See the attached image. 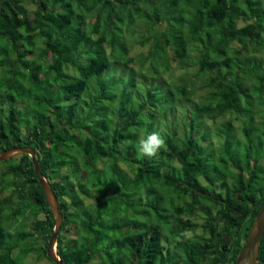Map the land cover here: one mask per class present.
Listing matches in <instances>:
<instances>
[{
    "label": "trees",
    "instance_id": "trees-1",
    "mask_svg": "<svg viewBox=\"0 0 264 264\" xmlns=\"http://www.w3.org/2000/svg\"><path fill=\"white\" fill-rule=\"evenodd\" d=\"M141 18L138 43L148 47L137 64L124 34ZM195 45L197 70L175 86L171 62L191 59ZM198 80L205 96L196 111ZM90 83L96 93L86 101ZM183 97L182 137L171 129L155 157H139L145 120L175 113ZM114 98L109 132L100 109ZM227 113L247 122L249 144L256 115L264 136V0H0V152H38L62 213L56 253L66 264H234L264 205V150L251 143L237 154L232 120L220 123ZM200 114L221 125L216 155L202 145L209 132ZM3 163L10 168L0 173V264H19L17 254L55 264L46 255L54 220L30 157ZM82 198L96 217L88 218ZM196 214L202 224L191 221ZM76 223L90 242H70ZM200 226L205 237L185 239ZM174 245L180 251L172 253ZM259 251L264 261V236Z\"/></svg>",
    "mask_w": 264,
    "mask_h": 264
},
{
    "label": "rangeland",
    "instance_id": "rangeland-1",
    "mask_svg": "<svg viewBox=\"0 0 264 264\" xmlns=\"http://www.w3.org/2000/svg\"><path fill=\"white\" fill-rule=\"evenodd\" d=\"M28 10H31V8L28 7ZM146 26H145V21L141 18L131 29V31H129L127 34H124V38H125V46H126V50H128L129 55L128 56H134L135 61L137 62V64H139L140 60L143 58L142 55L146 54L147 51V47L148 45H140L138 42L140 41V34L142 32H144ZM133 32V33H132ZM190 49L193 51L192 57H190L191 59H187L185 62L179 63L177 61H173L171 62V66H172V72H171V79L173 81V84L175 86L179 85V80L180 77H183V80L185 81H189L191 79V77L195 74L196 70H197V65L194 64L195 60L197 59V55H196V49L197 46H191ZM170 52V56H173L172 51ZM259 56H256V58H258ZM263 56L261 55L260 58H262ZM190 64V65H189ZM162 77H167L170 78V75L167 72H161ZM140 79V78H139ZM138 79V80H139ZM111 80V79H110ZM141 82H143L140 79ZM145 84L143 86H138V92L137 94H140L143 89L148 88L149 87V81H145ZM93 83H90L89 88L86 91V94L84 95L83 98H85V100H89L91 99L95 93H96V87L94 85H92ZM135 94V93H134ZM131 94V95H134ZM188 94V93H187ZM204 92L201 91L200 89V80L196 81V84H194L192 86V97H191V103L190 105H193V107H195L196 111H198V106L199 104L202 102L203 98H204ZM141 94L136 96L134 98V100L131 102L132 106H136L137 102L139 101V99L141 98ZM187 98H189V96H187ZM80 102V106L79 109L82 108V100L79 101ZM188 102H185L184 97L180 98L178 103L176 104V109H175V113L174 112H169L166 114H157V116L154 118L153 122L150 123L147 121L146 124H144V129L146 128L147 131L149 130V134L153 133V132H159L164 138L167 137V133L169 134V130L174 129L177 131V136L182 137L183 135V131L185 130V119H184V113L186 112V106H187ZM101 109H100V119H110V129L109 132H112V127L114 122L116 121V105L118 104V100L117 99H113V100H104L103 103H101ZM25 105H20L21 108H23ZM200 107V106H199ZM242 107L244 108V102H242ZM235 114V112L233 113ZM231 113H227L223 118L221 117V121L220 123L223 124L227 121H229V119L232 120V128H231V141L233 142L232 148H236L237 149V154L239 153V151H243L242 155L244 153V149L250 147L248 146L249 141H247L246 137L244 135H242L243 132V128L245 126H247V122H245V120H242L241 118L238 119V116L233 115ZM233 115V116H231ZM210 116L204 115V114H200L199 115V119L198 122L200 123L201 127L203 126V129L208 130L209 134L206 135V139L202 140V145H204V149H206L208 152H212V153H218L220 151V146L224 143L225 139H224V135L222 133V128L221 125L217 124L215 126L211 125L210 122ZM262 119L259 116H254L253 118V128H252V133H251V137L250 139L252 140V150L254 149V145H261V151L264 150V136H262V138L260 136H258V130L261 129V124L262 122H257L258 120ZM251 128V127H250ZM219 130L221 131L222 134H220ZM143 139L142 134L138 135V143L139 141ZM231 142V143H232ZM250 143V144H251ZM249 144V145H250ZM159 153V152H158ZM216 155V154H215ZM3 163V162H1ZM175 167H177V163L174 161L172 164H170L167 168L166 166H163V171L168 170L170 172L171 169H175ZM10 168V166L8 164H0V173L7 171ZM66 171H71L68 167V169L64 168L63 172ZM71 173V172H70ZM205 184L204 182H202V185ZM6 193V192H5ZM160 194V192L158 193ZM14 199V198H13ZM81 201V205L83 207V209H90V211L87 213V215L89 216L88 218H93L96 217L95 214V210L94 207H92L91 209V204H92V200L90 199H85L82 198L80 199ZM93 210V211H92ZM173 214V213H171ZM203 214H196V216L194 215L193 218L191 219V221L196 222L198 224H202L203 223ZM32 218V216H31ZM30 217H26L23 220V223H26V225H28V223L31 224L32 219ZM173 227H175L172 224ZM78 223L74 224V228H72L69 232H68V237L71 243H78L80 244L81 241H91V238H88L86 236H82L80 239V236L82 234H78ZM14 230V227L12 228V231ZM185 239L189 240V241H200L203 237L206 236L205 234L201 233V226L198 227L197 229H195L193 232L189 231L187 233H185ZM95 245V243H93V246ZM172 253L174 252H178L180 251V249L178 248V245H174L171 248ZM115 253V252H114ZM105 254V253H104ZM118 254H116L117 256ZM18 256H20V254H17L15 258L19 259V264H49V261L46 259H41V260H36L34 258V256H21V258H19ZM114 256V258L116 257ZM107 257V256H106ZM98 262L97 259H95L94 261L91 262V264H94ZM157 264V262L155 263Z\"/></svg>",
    "mask_w": 264,
    "mask_h": 264
},
{
    "label": "water",
    "instance_id": "water-1",
    "mask_svg": "<svg viewBox=\"0 0 264 264\" xmlns=\"http://www.w3.org/2000/svg\"><path fill=\"white\" fill-rule=\"evenodd\" d=\"M27 155L30 157L32 162L33 172L35 177L44 193L45 200L48 203L49 209L52 212L54 226L52 233L49 237L46 247V255L55 264H66L64 263L56 253V242L58 239L59 232L62 227L63 217L59 208V203L51 185L48 183L46 178L43 176L39 166V154L38 152L27 146L13 147L0 152V163L4 162L12 157H18ZM264 236V205L257 214L250 232L247 236L245 244L240 251L234 264H256L257 257L259 254V248Z\"/></svg>",
    "mask_w": 264,
    "mask_h": 264
},
{
    "label": "clouds",
    "instance_id": "clouds-1",
    "mask_svg": "<svg viewBox=\"0 0 264 264\" xmlns=\"http://www.w3.org/2000/svg\"><path fill=\"white\" fill-rule=\"evenodd\" d=\"M166 145L164 137L159 132L149 134L145 139H141L138 145V156L153 158L158 151Z\"/></svg>",
    "mask_w": 264,
    "mask_h": 264
},
{
    "label": "flooded vegetation",
    "instance_id": "flooded-vegetation-1",
    "mask_svg": "<svg viewBox=\"0 0 264 264\" xmlns=\"http://www.w3.org/2000/svg\"><path fill=\"white\" fill-rule=\"evenodd\" d=\"M202 183V182H201ZM246 241V240H245ZM240 243H241V240H240ZM245 244V243H244ZM243 248V247H242ZM260 248H261V244H260ZM260 248H259V250H260ZM242 250V249H241ZM240 250V251H241ZM240 251H239V253H240ZM239 253L237 254V257H238V255H239ZM237 257H236V259H237ZM256 264H264V261H263V257H262V252H260L259 251V254H258V257H257V261H256Z\"/></svg>",
    "mask_w": 264,
    "mask_h": 264
},
{
    "label": "built area",
    "instance_id": "built-area-1",
    "mask_svg": "<svg viewBox=\"0 0 264 264\" xmlns=\"http://www.w3.org/2000/svg\"><path fill=\"white\" fill-rule=\"evenodd\" d=\"M221 264H228V263H224V262H222Z\"/></svg>",
    "mask_w": 264,
    "mask_h": 264
}]
</instances>
